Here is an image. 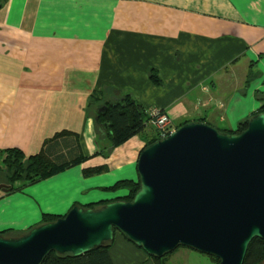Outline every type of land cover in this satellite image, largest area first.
Wrapping results in <instances>:
<instances>
[{
	"label": "crops",
	"instance_id": "1",
	"mask_svg": "<svg viewBox=\"0 0 264 264\" xmlns=\"http://www.w3.org/2000/svg\"><path fill=\"white\" fill-rule=\"evenodd\" d=\"M127 94L168 114L172 129L201 120L234 130L264 97V0H0V168L6 152L38 153L63 129L88 157L22 191L0 186V231L24 234L44 213L127 193L103 188L138 179L142 136L94 155L109 145L98 106ZM101 164L109 170L84 175ZM110 253L114 264H158L119 232ZM164 264L215 260L180 246Z\"/></svg>",
	"mask_w": 264,
	"mask_h": 264
},
{
	"label": "water",
	"instance_id": "2",
	"mask_svg": "<svg viewBox=\"0 0 264 264\" xmlns=\"http://www.w3.org/2000/svg\"><path fill=\"white\" fill-rule=\"evenodd\" d=\"M137 172L132 200L75 205L20 236L0 234V264H41L52 251L80 256L116 232L150 256L185 246L244 264L252 240H264V112L236 133L185 122L141 150Z\"/></svg>",
	"mask_w": 264,
	"mask_h": 264
},
{
	"label": "trees",
	"instance_id": "3",
	"mask_svg": "<svg viewBox=\"0 0 264 264\" xmlns=\"http://www.w3.org/2000/svg\"><path fill=\"white\" fill-rule=\"evenodd\" d=\"M151 77L156 82L160 81L156 74L152 73ZM94 98L99 102L103 99L98 93L94 94ZM259 100L261 101V106L253 115L264 112V97L259 98ZM96 121L102 136L109 140V145L101 147L94 155L108 157L114 148L135 135L142 136L145 141L144 147L158 140L156 133L149 127L151 123L149 122L148 110L130 94L115 100H106L100 104L96 111ZM247 121L248 119L240 122L234 130L226 131L232 133L241 132L246 128ZM179 126H176V128ZM78 142L75 132L63 129L53 137L46 139L42 149L38 153L24 157L16 150L6 152L3 168H0V182L9 185L7 193L22 191L31 184L84 162L88 157L80 153ZM108 170V164H101L84 168L83 173L86 176H92ZM139 185V179L125 178L103 189L112 192L125 189L127 190L126 194L111 200L123 199L128 201L133 199L136 191L139 189ZM108 201L110 200L101 199L82 206L98 207ZM75 205L81 204L75 203L73 206ZM60 216L63 215L44 213L40 223L55 221ZM0 234L5 237H17L22 232L14 231V229H4L0 231ZM111 244L112 242L80 256H74L71 253L58 254L52 251L41 264H114L110 253ZM169 254L163 257H150L154 258L158 264H164L165 258ZM211 257L215 260V264L219 263V259L214 256ZM263 261L264 240L255 238L248 247L244 264H263Z\"/></svg>",
	"mask_w": 264,
	"mask_h": 264
},
{
	"label": "built area",
	"instance_id": "4",
	"mask_svg": "<svg viewBox=\"0 0 264 264\" xmlns=\"http://www.w3.org/2000/svg\"><path fill=\"white\" fill-rule=\"evenodd\" d=\"M207 102H214V99L211 97H206ZM149 113V122L153 124L155 128L156 137L158 140L165 138L172 129V120L168 114L157 109L151 108L148 110Z\"/></svg>",
	"mask_w": 264,
	"mask_h": 264
},
{
	"label": "rangeland",
	"instance_id": "5",
	"mask_svg": "<svg viewBox=\"0 0 264 264\" xmlns=\"http://www.w3.org/2000/svg\"><path fill=\"white\" fill-rule=\"evenodd\" d=\"M216 125H213V126H215L216 128H218V129H220V130H224L223 128L225 127V125H222V124H220V123H218V122H216L215 123ZM153 125V124H152ZM153 127V126H152ZM154 128V127H153ZM175 129V128H174ZM154 130H155V128H154ZM144 253H145V251L143 250V249H141ZM146 255H147V253H146ZM148 256V255H147ZM150 256V255H149Z\"/></svg>",
	"mask_w": 264,
	"mask_h": 264
}]
</instances>
